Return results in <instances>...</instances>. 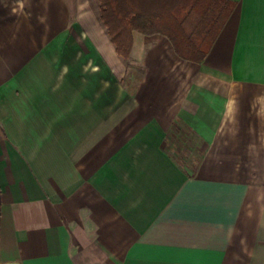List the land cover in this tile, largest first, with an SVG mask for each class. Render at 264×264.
Masks as SVG:
<instances>
[{
	"label": "crops",
	"instance_id": "crops-1",
	"mask_svg": "<svg viewBox=\"0 0 264 264\" xmlns=\"http://www.w3.org/2000/svg\"><path fill=\"white\" fill-rule=\"evenodd\" d=\"M196 2L128 66L86 0H0V264H264V0Z\"/></svg>",
	"mask_w": 264,
	"mask_h": 264
},
{
	"label": "trees",
	"instance_id": "trees-1",
	"mask_svg": "<svg viewBox=\"0 0 264 264\" xmlns=\"http://www.w3.org/2000/svg\"><path fill=\"white\" fill-rule=\"evenodd\" d=\"M196 1L198 0H146L147 5L145 6L144 0H100V16L116 45L118 54L129 66L134 29L149 33L163 30L162 23H166L164 18L168 13H175L179 7L184 12V18L180 23L184 24L187 19H191L193 11L197 13L208 11V7L200 5ZM199 6L203 7L201 11ZM178 53L186 59L202 62L208 49L202 51L180 50ZM138 69L142 73L146 71L144 66Z\"/></svg>",
	"mask_w": 264,
	"mask_h": 264
},
{
	"label": "rangeland",
	"instance_id": "rangeland-1",
	"mask_svg": "<svg viewBox=\"0 0 264 264\" xmlns=\"http://www.w3.org/2000/svg\"><path fill=\"white\" fill-rule=\"evenodd\" d=\"M75 2L76 0H71L73 6L72 9L74 12L76 8V6L74 5L76 4ZM86 3L89 10L99 14L101 13L100 0H86ZM140 74L143 73L138 68H131L126 70L122 80V85L125 87L126 90L130 89L131 91H134L139 86L136 77H138Z\"/></svg>",
	"mask_w": 264,
	"mask_h": 264
},
{
	"label": "water",
	"instance_id": "water-1",
	"mask_svg": "<svg viewBox=\"0 0 264 264\" xmlns=\"http://www.w3.org/2000/svg\"><path fill=\"white\" fill-rule=\"evenodd\" d=\"M3 264H21V263L18 262V261H13V262H6V263H3Z\"/></svg>",
	"mask_w": 264,
	"mask_h": 264
}]
</instances>
